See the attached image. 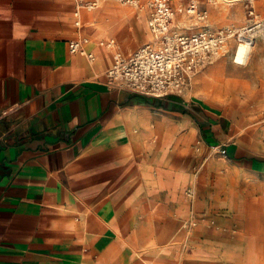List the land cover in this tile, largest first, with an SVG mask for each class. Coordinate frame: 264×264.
Masks as SVG:
<instances>
[{
    "label": "crops",
    "instance_id": "crops-1",
    "mask_svg": "<svg viewBox=\"0 0 264 264\" xmlns=\"http://www.w3.org/2000/svg\"><path fill=\"white\" fill-rule=\"evenodd\" d=\"M112 2L77 27L73 0H0V264H264V105L193 99L209 66L183 95L111 84L107 43L153 40L146 5ZM174 4L179 32L203 30ZM211 151L243 177L196 183Z\"/></svg>",
    "mask_w": 264,
    "mask_h": 264
},
{
    "label": "built area",
    "instance_id": "built-area-1",
    "mask_svg": "<svg viewBox=\"0 0 264 264\" xmlns=\"http://www.w3.org/2000/svg\"><path fill=\"white\" fill-rule=\"evenodd\" d=\"M108 1L110 0H73L76 26H81L83 10H97ZM115 1L128 7L138 5V0ZM178 1L180 9L201 25L203 30L191 35L182 34L178 31V8L174 0H146L148 26L153 40L130 57H124L118 51L114 40L108 43L109 47L117 50L114 65L107 73L111 84L116 83L120 89L157 99L169 94L183 95L191 88L194 77L209 66L214 57L226 52L230 39L237 36L241 43L249 33L247 30L237 33L221 30L212 33L208 28L209 12L200 8L198 0ZM208 2L214 4L215 0ZM86 42H71L70 51L83 54L93 62L94 56L87 54L84 49ZM190 226L193 227L194 224Z\"/></svg>",
    "mask_w": 264,
    "mask_h": 264
},
{
    "label": "rangeland",
    "instance_id": "rangeland-1",
    "mask_svg": "<svg viewBox=\"0 0 264 264\" xmlns=\"http://www.w3.org/2000/svg\"><path fill=\"white\" fill-rule=\"evenodd\" d=\"M110 1L113 2L107 5L121 9H135L125 7L115 0ZM208 1L201 0L202 3H205L204 8L209 11L210 29L214 33L221 30H231L233 33H237L240 29L249 28L247 36H254V41L261 54L257 50L252 62L245 66L237 65L234 63L233 57L240 41L237 36L230 39L227 43L226 52L214 57L209 65L210 68L203 73V85L192 98L206 101L217 112H224L232 108L238 110L243 106V110L250 111L249 114L252 115L253 109L260 104L264 105V0H245L234 3L230 2L232 0H215L214 4H210ZM259 54L260 57L258 58ZM261 109L264 110V108ZM242 115L245 113L240 110L238 116L241 117ZM206 158L202 160V165L196 171V176H198L196 183H198L202 173H206L207 178L210 177L211 181H216L219 177L227 176L225 173L234 171L217 152H209ZM204 170L207 171L204 172ZM234 174L239 176V179L243 177L235 171ZM259 181L264 183V177ZM239 182L240 180L234 181V183ZM261 206H264V203ZM246 218L249 221L252 219ZM250 230L259 233V239L264 246V213L251 221Z\"/></svg>",
    "mask_w": 264,
    "mask_h": 264
},
{
    "label": "bare ground",
    "instance_id": "bare-ground-1",
    "mask_svg": "<svg viewBox=\"0 0 264 264\" xmlns=\"http://www.w3.org/2000/svg\"><path fill=\"white\" fill-rule=\"evenodd\" d=\"M240 1H245V0H232L230 2L234 3V2H240ZM145 5H146V1L145 0L138 1V7L141 8V7L145 6ZM242 30H247L248 31L249 28L240 29V31H242ZM240 31H238V32H240ZM257 50L260 51V49L258 48V45L254 41V36H251V37L246 36L241 41V43L238 44V46L235 49L234 57H233L234 63H236L237 65H240V66L247 65L249 62H252L253 56L256 55L255 53H256ZM260 54H261V51H260ZM260 54H259L258 58L260 57Z\"/></svg>",
    "mask_w": 264,
    "mask_h": 264
}]
</instances>
